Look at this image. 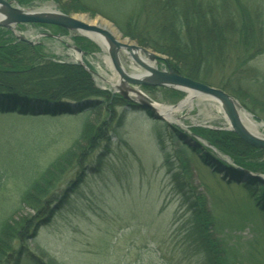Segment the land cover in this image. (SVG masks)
<instances>
[{"label": "rangeland", "instance_id": "374dc122", "mask_svg": "<svg viewBox=\"0 0 264 264\" xmlns=\"http://www.w3.org/2000/svg\"><path fill=\"white\" fill-rule=\"evenodd\" d=\"M6 1H13L14 5L25 10H37L52 4L54 9L64 13L52 0L34 1L24 6L19 4V0ZM83 1L92 6L95 15L79 14L86 15L95 22L99 17L109 21L119 31V35H122L118 37V34H113L116 39L122 42L129 39L131 44L143 47L137 39L126 37L122 30L132 31L127 25L131 20L146 24L144 0ZM198 1L228 8L236 17L239 14L243 16L242 12L245 11L264 32V0ZM62 3L69 5L70 2L66 0ZM63 30L65 29L37 24L18 25L14 30L16 32L0 28V45H3L4 38L10 37L17 43L40 47L43 54L54 61L80 66L76 62L78 54L89 69L96 73L91 74L96 88L122 97L118 90L105 82V79L113 78L115 70L111 62V67L107 63L106 57L110 58L109 54L89 37L67 30L65 34ZM138 31H132L135 38L146 37L145 31ZM80 38L90 41L97 49L85 52L76 42ZM76 48L84 55L81 56ZM143 48L158 57L157 62H150L145 55L140 54L143 59L155 64L154 68L174 72L170 69L169 63L172 60L169 57L151 48ZM122 57L124 67L130 74L144 71L135 62L132 64L128 54H122ZM247 71L258 76V79L247 76L244 80L243 92L246 94L243 97L250 110L243 105L241 96L239 99L228 94L251 114L256 123L263 125L258 133L264 138V53L247 65ZM130 87L138 90L153 104L179 105L187 97L186 93L171 88ZM173 92L183 95L176 94V97ZM125 100L138 106L134 101ZM117 111L124 114L123 120L115 119L119 126L107 131L105 139L88 150L89 168L76 193L66 205L59 208L49 222L35 233H27L26 247L32 254V260L22 259V264H37L38 261L50 264L51 259L59 264H199L202 255L192 252L190 246L184 243V231L189 229L193 216L187 202L189 199L194 203L197 196L205 199L207 210L217 224L220 239L225 245L236 247V260L243 264H264V212L256 207L255 200L247 197L241 188L216 176L201 162V156L195 151L209 149L218 159L228 165L233 164L209 142L192 132L193 129L232 132L228 131V121L217 105L196 98L192 108L177 115V124L181 128L164 120H154L151 113L143 109L137 111L119 108ZM15 112L16 110L1 111L0 134L22 131L30 135L32 143L35 146L39 144L33 163L40 168H44L70 148L81 128L88 122L81 113L73 115L69 114V110H61L59 116L52 118L46 116L52 111L38 112L35 118ZM23 113L33 112L28 110ZM168 126L175 127L184 134L189 131L210 147L203 145L193 148L185 144V139L174 141L168 136ZM36 135L44 137L42 143L38 139L35 142L38 138ZM184 169L187 171L184 172ZM69 177L67 176L68 179ZM63 183L57 191L58 195L67 187L66 182ZM9 203L11 209L10 206L6 211L0 208V226L10 216L18 219L21 215L13 213L19 211V201L12 197ZM11 211L13 212L10 213ZM49 214L50 212L47 215ZM15 248L19 249V244ZM15 258L13 256L9 264H14Z\"/></svg>", "mask_w": 264, "mask_h": 264}, {"label": "trees", "instance_id": "16d2710c", "mask_svg": "<svg viewBox=\"0 0 264 264\" xmlns=\"http://www.w3.org/2000/svg\"><path fill=\"white\" fill-rule=\"evenodd\" d=\"M34 1L40 0H19V4L30 5ZM52 1L64 13L95 15L92 6L83 0H69V5H63L66 0ZM144 3L146 24L131 20L127 25L133 33L142 29L146 37L135 38L132 31L125 30L123 34L169 57L170 69L177 74L223 89L236 98L241 96L243 105L250 110L244 102V80L247 76L257 79L258 76L247 71V65L264 53V32L254 18L245 11L243 16L236 17L228 8L198 0H144ZM76 42L85 52L97 49L88 40L80 38ZM0 46L1 111L16 110V114L33 118L38 112L52 111L46 114L52 118L59 116L61 110H69V114L79 112L88 119L71 147L44 168L33 163L39 144L35 146L30 135L22 131L0 134V208L11 209L9 201L13 197L19 201V211L10 213L21 214L18 219L10 216L0 226V264H9L13 256H16L14 264H22V259L32 260L26 247L27 233H35L49 222L76 193L89 168L88 150L117 126L115 119L123 120L124 114L117 110L140 108L116 94L99 90L92 75L82 67L54 61L40 47L17 43L10 37L4 38ZM28 110L33 113H23ZM192 132L228 157L233 166L218 159L209 149H195L201 162L221 180L241 188L264 212V151L246 144L233 132L201 129ZM167 133L174 141H184L186 136L169 126ZM43 138L39 135L35 142L38 139L42 143ZM247 172L251 175H246ZM63 182L67 187L58 195ZM191 203L188 199L193 216L189 229L184 231V243L192 252L202 255L199 264H243L236 260V247L225 245L220 239L205 199L197 196ZM17 244L19 249L15 248ZM50 264L59 263L51 259Z\"/></svg>", "mask_w": 264, "mask_h": 264}, {"label": "water", "instance_id": "95a60500", "mask_svg": "<svg viewBox=\"0 0 264 264\" xmlns=\"http://www.w3.org/2000/svg\"><path fill=\"white\" fill-rule=\"evenodd\" d=\"M0 13L3 15L2 19L0 20V28H8L12 31H14L15 27L18 25L40 24L56 26L69 32H77L80 34H83L84 32L103 36L107 43V53L110 56L111 65L120 76V85H118L115 90H118L120 92L119 94L123 98L136 102L140 109L150 112L154 120H164L170 125H175L165 120L164 117L158 113L153 102L143 96L135 88L130 87L131 85L171 88L185 93L191 92L197 96H205L206 98H210L216 102H219L229 121L230 130L238 135L239 138L248 145L264 150V138L249 132L243 125L239 115V110L244 108L233 96L226 93L222 89H218L177 75L172 71H160L145 63V61L140 58V54L145 55L152 62H157L158 57L143 47L131 44L129 39H125L124 42L116 39L113 34L119 35V31L109 21L99 17L97 22L94 24L91 19L82 14L68 15L60 11L40 13L31 10H25L20 8L19 5H14L13 1L6 0H0ZM118 37H122V35H119ZM19 38L24 40L21 37ZM75 50L79 52L81 56L84 55L80 49L76 48ZM122 54L130 55L133 62L143 68L145 73H143V75L140 77L131 76L126 73L120 60ZM79 65L90 74H96L94 71L89 69L82 58L79 61ZM130 91H133L137 94L136 99L132 100L129 97ZM185 135L186 145H189L193 148L203 145L208 146L205 141L189 131L186 132ZM214 151L218 153L215 149ZM218 155L220 154L218 153ZM248 174L251 175L249 172Z\"/></svg>", "mask_w": 264, "mask_h": 264}, {"label": "bare ground", "instance_id": "6f19581e", "mask_svg": "<svg viewBox=\"0 0 264 264\" xmlns=\"http://www.w3.org/2000/svg\"><path fill=\"white\" fill-rule=\"evenodd\" d=\"M31 11H35V12H46V13H50V12H56L58 10L54 9V5L52 4H48V5H45L43 6L41 9H37V10H31ZM66 14V13H65ZM77 14V13H76ZM70 15V14H68ZM3 15L0 13V20L2 19ZM93 23L95 24L96 22L93 21ZM37 25H40V24H37ZM48 26H52V25H48ZM52 27H56V26H52ZM84 35H86L87 37H89L91 40H93L100 48H102L103 50H105L107 52V43L105 41V38L99 34H89V33H84ZM130 56V55H129ZM76 62L79 63V61L81 60V57L77 54L76 56ZM140 58L141 55H140ZM148 58V57H147ZM143 59V58H142ZM106 60H107V63L109 64L110 66V58L106 57ZM121 63L123 65V68L125 69L124 67V64H123V57H121ZM131 61H132V64H133V60H132V57H131ZM143 61H145V63L149 64L150 66L152 67H155V64H151L150 62L146 61L145 59H143ZM136 64V63H135ZM137 65V64H136ZM139 66V65H137ZM111 67V66H110ZM140 67V66H139ZM113 68V67H112ZM111 68V69H112ZM141 68V67H140ZM114 69V68H113ZM112 69V70H113ZM142 70H144L143 68H141ZM126 73H128L129 75L131 76H135V77H140L141 75H143V73H145V71H143L142 73L140 74H130L126 69H125ZM110 79V78H109ZM105 82L110 86L112 87L113 89H116V87H118V85H120V76L119 74L114 70L113 71V78H111L110 80H106L105 79ZM117 82V83H116ZM185 93V92H184ZM187 94V97L179 104V105H159L157 103L154 104V107L156 108V110L158 111L159 114H161L165 120H167L169 123H172V124H176L178 125V119H177V115L179 113H181L182 111H184L185 109L187 108H192L193 107V102L196 98H202L203 100H207V101H211L213 103H215L218 107L219 110H221L223 113V109L220 105L219 102H216L210 98H206L205 96H197L196 94L194 93H191V92H188L186 93ZM129 97L134 100V98L136 99L137 98V94L134 93L133 91H130L129 93ZM139 98V97H138ZM225 115V113H224ZM239 115H240V118H241V121L243 123V125L247 128V130L253 134H256V135H259L258 133V130L260 128L263 127V125H260L258 123H256L253 119V117L251 116V114H249L247 111H245L244 109H240L239 110ZM226 117V115H225ZM227 119V117H226ZM228 121V119H227ZM179 126V125H178ZM228 131H231L230 130V124H229V121H228ZM184 129V128H183ZM260 136V135H259Z\"/></svg>", "mask_w": 264, "mask_h": 264}]
</instances>
